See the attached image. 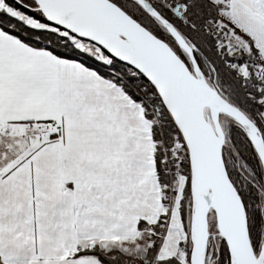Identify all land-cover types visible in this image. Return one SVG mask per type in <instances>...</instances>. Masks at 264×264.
<instances>
[{
    "label": "snow or ice",
    "instance_id": "snow-or-ice-1",
    "mask_svg": "<svg viewBox=\"0 0 264 264\" xmlns=\"http://www.w3.org/2000/svg\"><path fill=\"white\" fill-rule=\"evenodd\" d=\"M0 264H264V0H0Z\"/></svg>",
    "mask_w": 264,
    "mask_h": 264
}]
</instances>
